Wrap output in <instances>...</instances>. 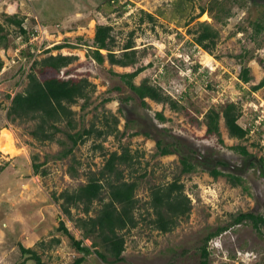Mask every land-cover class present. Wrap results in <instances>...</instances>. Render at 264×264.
Returning a JSON list of instances; mask_svg holds the SVG:
<instances>
[{
    "label": "rangeland",
    "instance_id": "374dc122",
    "mask_svg": "<svg viewBox=\"0 0 264 264\" xmlns=\"http://www.w3.org/2000/svg\"><path fill=\"white\" fill-rule=\"evenodd\" d=\"M37 1L0 0L4 28L0 36L7 37L6 43L0 40L4 63L0 70V127L11 132L17 150L10 154L0 147V166L5 168L0 173V264H36L27 260L29 256L23 255L20 245L36 251L46 264H72L82 257L59 228L64 221L75 238L82 240L83 232L75 221L84 214L73 209V219H68L56 198L87 184L93 173L103 169L109 155L121 153L122 147L138 154L133 167L122 166L127 180L139 182L138 226L123 232V261L115 263L110 256L104 261L92 253L84 264H199L200 248L210 233L228 226L241 213L264 216V176L259 168V159L264 158V88L252 91L264 79V0H114L99 8L105 0H85L82 9L68 15L54 11L64 8L67 0H52L54 7L40 0L38 5H48L42 18L34 11ZM202 6L210 12L201 15ZM148 14L154 16V22ZM13 15L24 19L27 39L7 21ZM200 23L211 25L218 33L209 49L196 43L195 37L202 31ZM99 24L113 27V50L119 57L124 45L133 42L138 60L135 65L111 66L107 59L100 65L88 56ZM57 45L68 47L55 50ZM58 54L77 57L61 76L87 78L96 88L84 108V100L72 106L74 129L63 122L53 141H41L32 134L38 120L12 121L7 112L15 95L28 86L34 61ZM102 54L106 57L107 51ZM142 67L134 82L150 79L180 100L181 110L151 99H147L149 107H143L112 74L132 73ZM243 67L250 68L249 83L241 78ZM39 69L41 66L36 73L41 77ZM117 85L123 91L116 90ZM229 102L240 106V124L251 130L243 141L230 138L222 120L221 143L217 136L206 135L204 116L210 108ZM108 112L119 119V132L100 139L92 137L76 146L73 154L61 158L72 147L69 133L92 124L103 128ZM160 112L165 122L158 119ZM136 132L139 134L133 136ZM157 139L169 145L178 143L181 152L192 157L196 170L183 173L179 154L159 155ZM3 144L7 149L8 141ZM238 144L247 146L254 165L246 166L245 158L233 150ZM217 161L226 166H217ZM34 163L41 165L38 174ZM214 167L224 173H238L240 168L243 185L232 186L223 176L215 179L210 174ZM175 178L184 184L192 211L189 217L177 220L173 231L163 233L152 223L156 217L150 204L152 190ZM100 208L96 202L91 216ZM261 230L258 233L250 221L230 226L209 241V264H264V226ZM92 242L93 238L84 239L85 246L92 247Z\"/></svg>",
    "mask_w": 264,
    "mask_h": 264
},
{
    "label": "trees",
    "instance_id": "16d2710c",
    "mask_svg": "<svg viewBox=\"0 0 264 264\" xmlns=\"http://www.w3.org/2000/svg\"><path fill=\"white\" fill-rule=\"evenodd\" d=\"M39 1L34 3L36 8L34 11H36V13L38 12L41 18L46 17L44 15L46 7L48 5L54 7L56 4L52 0H46L45 4L48 5L44 6L43 2L38 5ZM67 1L68 3L64 8L54 11L60 15L73 14L77 10L83 8L85 0ZM112 2L115 1L105 0L104 3L98 4L97 8L103 5L110 6ZM69 6L72 7V9H69ZM178 6L180 7L181 5L178 4ZM209 12L210 9H207L205 6L201 7V15ZM53 14L54 12H52L51 15ZM54 16L58 17L59 15ZM147 16L150 22H154L155 18L153 15L148 14ZM7 21L11 25H15L19 28L20 34L24 38H28V33L24 28V19H19L18 16L13 15L12 17H8ZM199 26L202 31L196 35V43L204 49H209L215 45L218 33L209 24L200 23ZM0 31H4L2 24H0ZM0 40L5 42L7 41V37L0 36ZM115 44L116 39L113 35V27L111 25L99 24L95 31L94 46L93 48L89 47L90 51L88 56L100 65L103 64L106 59L111 66L129 67L137 63V52L134 49L132 41H128L124 45L123 53L120 57L113 50ZM3 46L7 48L8 44H4ZM66 47L68 46L57 45L54 48L55 50H61ZM70 48L74 49L75 47ZM103 50L107 51L106 57L102 54ZM51 51L50 49L47 53ZM76 58V56L58 54L49 55L40 61H34L32 72L28 75L29 84L24 92L17 93L12 99L11 106L8 108L7 118L12 121L38 120L32 134L41 141H53L55 134L60 131L58 125L63 122L71 129H74L76 127L74 119L76 113L72 109V106L78 104L79 100H84V105L82 106L84 108L90 99V93L95 91L96 88L87 78H76L69 75V77L65 78L61 76L62 70L71 65ZM3 64V61L0 59V70ZM38 66H41V69H39L41 77L36 73ZM143 70L144 68L142 67L136 69L132 73L118 74L112 71V74L118 76L124 82L143 107H149L147 99H151L156 103L168 104L173 110H181L182 106L180 105V100L167 95L162 87L154 85L150 79H143L141 84H136L134 82L135 77ZM67 74H69V71ZM241 78L244 83H249L252 80L250 68L243 67ZM262 88H264V79L258 85L253 86L252 91L256 92ZM115 89L120 92L123 91V88L119 85H117ZM182 98L183 96L181 99ZM110 100L111 99H106L105 102ZM156 115L160 121H166L162 112ZM241 117L242 110L240 106L234 102L210 108L204 116L206 135L217 136L219 141L223 143L220 129V123L223 120L230 138L239 141L247 139L250 132L249 130L251 129L248 130L240 124ZM104 118L105 125L101 129L97 127V125L92 124L88 129H83L73 134L69 133L68 139L71 141L72 147L65 150L61 158L73 154L76 146L81 143L84 144L92 137L100 139L119 132V119L116 116L110 115V112H108ZM129 122L126 127L129 126ZM1 129L0 127V131ZM138 134L139 133L136 132L133 136H137ZM145 135L147 137L150 136L149 133H145ZM176 144L169 145L163 140L157 139L156 145L159 155L168 156L179 154L181 156L182 172L191 173L195 171L197 166L193 163L192 157H190V155H184ZM98 148H102L101 145H98ZM233 150L245 158L246 166L254 165L252 161L253 155L249 152L246 145L238 144L233 147ZM137 160L138 154H133L129 148L122 147L121 153L115 151L109 155L103 169L98 173H93L88 178L87 184L80 186L74 191H65L56 198L57 201L62 202L61 209L68 219H73V209H80L84 214V217H80L75 221L77 228L83 232L82 240H77L75 238L66 227L64 221H61L59 228V230L70 238L75 250L83 254L82 257L77 258L72 264H84L86 256L92 253H95L98 258L104 261L108 260L109 256L113 258V262L115 263L124 260L123 253L126 250V238L123 232L130 231L138 226L135 211L139 203L136 197L139 182L137 180H127L125 170L122 169V166L131 168L136 164ZM216 163L217 166H226L222 161H217ZM40 167V164H33L35 174L40 172ZM259 168L264 176V158L259 159ZM4 169V167L0 166V173L3 172ZM237 171L238 173H224L217 167H214L210 174L215 179L220 176L225 177L232 186H242L244 183L240 173L242 170L238 168ZM43 174H47V171H43ZM105 193L107 195L106 197H104ZM106 199L108 200L106 201ZM96 202L101 204V208L97 215L93 217L91 216V212ZM150 204L156 216L152 223L157 230L163 233L173 231L177 226V220L189 217L192 211L191 200L186 195L185 186L180 178H175L172 182L153 189ZM248 221H250L252 226L261 234V229L264 226V216L253 213H241L234 217L231 224L219 227L216 232L210 233L205 238L204 244L200 248L201 260L199 264H209L211 252L208 243L212 238L218 237L221 233L227 231L230 226L240 225ZM89 238H93L92 247L84 245V239ZM92 248L94 250H92ZM20 249L23 255L29 256L27 260H33L36 264H46L43 262L41 256L33 249H28L23 245H20Z\"/></svg>",
    "mask_w": 264,
    "mask_h": 264
},
{
    "label": "bare ground",
    "instance_id": "6f19581e",
    "mask_svg": "<svg viewBox=\"0 0 264 264\" xmlns=\"http://www.w3.org/2000/svg\"><path fill=\"white\" fill-rule=\"evenodd\" d=\"M1 134H2V139H1V142H0V147H1V149H2V151L3 152H7V153H16L17 152V150H16V148L13 146V141H12V136H11V132L9 131V130H1ZM5 140H7L8 141V143H9V146H8V148L7 149H5L4 147H3V145H5V144H3V142L5 141ZM2 145V146H1ZM6 146V145H5Z\"/></svg>",
    "mask_w": 264,
    "mask_h": 264
}]
</instances>
